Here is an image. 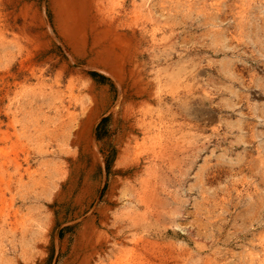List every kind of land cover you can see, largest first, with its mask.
<instances>
[{
  "label": "rangeland",
  "instance_id": "1",
  "mask_svg": "<svg viewBox=\"0 0 264 264\" xmlns=\"http://www.w3.org/2000/svg\"><path fill=\"white\" fill-rule=\"evenodd\" d=\"M35 1L53 27L49 0ZM114 2L104 0L101 11L91 12L102 16L103 25L97 24L100 27L117 26L120 14L121 22L129 21L132 0ZM153 2L141 10L136 30L139 40L130 46L136 56L134 66L133 62L127 65L123 81L119 83L98 63L86 70L97 84L96 99L102 108L94 128L106 165L94 170H90L89 158L79 153L80 148L68 156L60 153L47 135L28 137L34 125H42L40 118L48 109L40 103L30 107L28 102L23 109L16 106L13 96L17 89L10 76L18 65L9 68L11 58L0 59V264H264V0H173V14L157 4L150 8ZM150 9L159 29L156 36L160 41H155V46H150L154 23ZM86 22L94 23L89 17ZM119 31L130 30L119 27ZM54 33L56 38L48 33L50 50L41 58L76 57L72 47ZM90 41L89 34L88 45ZM171 41L176 42V54ZM164 48L171 53L169 57L158 53ZM149 49L158 57L148 56ZM86 54L78 55L79 65L94 57L92 51ZM178 62L188 70L190 83L184 86L181 82L174 91L177 82L172 86L164 70L174 71ZM138 77L144 81V91L136 90ZM29 110H33L28 117L32 120L22 121V113ZM125 113L135 123L145 120L157 126L153 136L139 134L127 146L125 153L138 157L141 168L120 172L115 167L118 149L113 135H118ZM47 158L58 164V176L52 181L47 177L46 187L34 186L22 169H38ZM149 160L154 166L146 169ZM16 161L27 181L19 192L12 175ZM111 175L123 181L109 195ZM133 177L138 193L128 183ZM142 179L145 184L140 186ZM148 191L157 192L160 202L149 203L147 209V195L142 193Z\"/></svg>",
  "mask_w": 264,
  "mask_h": 264
},
{
  "label": "bare ground",
  "instance_id": "2",
  "mask_svg": "<svg viewBox=\"0 0 264 264\" xmlns=\"http://www.w3.org/2000/svg\"><path fill=\"white\" fill-rule=\"evenodd\" d=\"M153 1L154 0H132V2H131L132 9L130 10L131 11V15L128 14L129 15V18H128L129 21L127 23L125 21L121 22V19H122L121 16L122 15L120 14V15L117 16L118 18H121V19H119L117 26H115V27H108V26L100 27L99 25H103V23H104L102 16H100V14H95V13L93 14L91 12L93 10L95 11L96 9L101 11L102 10V4H103L104 0H49L48 1V9L50 11L51 20H52V23H53L52 24L53 27H50V25L48 23V20H47V17L45 15V12L42 11L38 7V3L35 0H0V59H4L6 57L11 58V60L9 61L10 62L9 68H11V67L13 68V65L15 63L18 65L17 66V70L15 72H13L11 74V76H10L13 79V82H12L13 85L17 89V93L14 95L15 97L13 96L14 99L13 98H11V99H13L16 102V106H20L19 107L20 109H23V108H21L22 106L26 107V104L28 102L30 103V105H29L30 107H31L32 104L40 103V104H44L47 107V109H48L47 111L43 112L42 118H40V119H42V125L41 126L40 125H34L35 130H33L32 133H30V136H28L29 138L30 137L37 138V136L41 135V134L47 135L48 136L47 140H50L51 142H54L52 144H54L57 147L58 151L60 153L63 152L64 154H66L68 156L71 153H75L76 150L78 148H80L81 152H79V153H82L85 157L89 158V160H90V170H94L100 164L105 163L102 154L99 152V146H98L99 144H97L96 139H95V128H94L95 127V121L97 119L98 114L102 111V108H101V105H100L99 101L96 99L95 89H96V85L97 84L95 85V83L92 80L94 77L91 79V77L87 76L86 70L87 69H91L92 65H94V64L96 65V63H98L101 66H103V68L106 69L109 72V74L115 80L119 81V83L123 81L124 75H125L124 71L127 69V65H129L131 62H133L135 60V58H136L135 55H132L133 52L130 49V46L132 45V43L137 42L139 40L137 38L136 30H137V28L139 26L140 19L143 16L142 15V11L147 8L145 6H148L150 4V2H153ZM115 2H116V0H115ZM158 2H153L150 5V8L151 7L154 8V6H156V4H157L159 7L162 8V10H165L167 13H169V14L172 13L171 11H172V8H173V6H172L173 0H159ZM183 2H184V0H183ZM185 2L189 3V1H185ZM41 3H42V1H41ZM194 5H196V4H194ZM203 9H204V7H203ZM149 11H150L149 12L150 17L152 18V19L151 18H149V19L154 21L153 25L151 26L152 28H151V35H150V41H151V45L150 46H155L154 45L155 41L159 40V39H157V36H156V31L159 30V29L156 27V21H157L156 14L154 13V11H152V9H150ZM203 16H205V14ZM88 17L90 18V20L94 21L93 24H89V25L87 24L86 19ZM145 18H147V17H145ZM97 24H99V25H97ZM119 27H122V28L126 27L130 31H129V33L128 32L123 33L121 31H119ZM142 28H144V27H142ZM54 30L57 32V34L60 37H62V41L64 43H67L70 46V48L72 47V51H74L76 57H73V56L71 58L69 57L70 60L65 58V57H56L54 55H50V56L45 57L43 59L41 58L42 55L44 53H46V51L49 49L50 44L52 42L51 37H49L48 33L51 32L53 38L54 37L56 38ZM139 33L142 36V39H140V40L143 41L144 40L143 38L145 37V33H144L143 30H141ZM89 34L91 36V41H90L91 44L90 45H88L89 44L88 43ZM162 37H164V36H161L160 39H162ZM164 39H165V37H164ZM164 39H163V41H164ZM56 40L59 41L58 39H56ZM188 41H190V40H188ZM63 42H60V43L64 44ZM60 46H62V45H60ZM170 46H173L172 47L173 51L176 54L178 52V50L176 49V42L171 41V45ZM91 51L94 54V57H91V58L87 59L86 62H85V65H79L77 62H78V59L80 58V56H78V55L86 56L87 55L86 53L89 54ZM141 51H144V50H141ZM158 53H161V55H163L164 57H166V56L169 57V55L171 54V53H168L166 51V48L158 50ZM158 53L156 51H154V50L152 51V50L149 49V51L147 52V55L150 56V57H153V56H157ZM161 59L163 60L164 58L162 57ZM183 60H185V59H183ZM178 63H180V62H178ZM135 64H136V62H135ZM72 65H74V67H72ZM131 66H134V62L131 64ZM160 70H163V69H160ZM131 71H134V70H131ZM164 72L166 73V76L168 77V79L171 81V85L172 86H174L175 83L177 82V84L174 86V91H175V89H178L179 86H181L180 85L181 82L183 83L184 86H188L189 83H190L188 81L189 80L188 79V75L189 74L186 75L188 70L186 69V67L182 63H180L178 65V67L176 69H174V71L168 72V71L164 70ZM3 73H4V71H3ZM47 75H52V77L51 78H47L48 77ZM170 81H168V83ZM143 82L144 81L139 80V77H138V81L135 83V87H136L137 91H144L146 89V88L143 87L144 86ZM165 82H166V80H165ZM169 87H170V85H169ZM189 88L190 87H187L186 90H188ZM172 89L173 88H171V90ZM152 90H153V88H152ZM169 92H171V91H169ZM137 94H139V93H137ZM153 95H155V94H153ZM153 95H151V96H153ZM113 97H115V96H113ZM5 99H6V97H5ZM182 100H184V99L182 98ZM38 101H40V102H38ZM7 102H8V100H7ZM7 102H6V104H7ZM112 104H113V102H112ZM185 104L186 103H184V105ZM130 105L132 106V104H130ZM11 106H14V105H11ZM32 106H34V105H32ZM30 107H29V109H30ZM185 108H187V107H185ZM122 109H123V107H122ZM126 109H128V108H126ZM188 109H190V108H188ZM141 110H142V108H141ZM161 111H162V109H161ZM184 111H185V109H184ZM186 111H187V109H186ZM16 112H18V110H16ZM32 112H33V110L24 111V114L22 113L23 117H22L21 120L22 121L25 120L24 122L31 121L32 119L31 118L29 119L28 117L31 115ZM146 112H147V110H146ZM166 112L167 111H165L164 113H166ZM167 113H169V112H167ZM36 115H33V116L35 117ZM185 115H188V112ZM209 116H211V114ZM130 117H131L130 114H126L125 113L123 115V120L124 121L121 124V127L119 129V133L116 136L113 135L114 136L113 137L114 138V140H113L114 143L113 144L118 149L117 159H114V158L113 159L116 160L115 161V167H116V169H118V171L120 170V172H123V171H125V170H127L129 168H134L136 170L141 168V160L138 157H133V156L132 157H128L127 154L125 153L126 150H127V146L129 144V141L132 140V139H135L139 134L143 135L144 138H148L150 136H153L154 135L153 134L154 133L153 132L154 131V127L157 126L156 123H154V122L145 123L144 119H143L144 120L143 122L140 120L141 122L135 123V122L131 121L132 119ZM171 117H173V115ZM134 118H135V116H134ZM14 119L17 120V118H15V117H14ZM169 119H170V117H169ZM10 120H11V118H10ZM201 120H202V118H201ZM39 123L37 122V124H39ZM190 123H192V122H190ZM23 125L24 124H22V126ZM167 125L168 124H166V126ZM187 126H189V125L187 124ZM29 132H31V131H29ZM178 132L180 133V131H178ZM153 138L154 137H152V139ZM172 138H174V137H172ZM191 138H192V136H191ZM205 141H206V139H205ZM45 146H44V148H45ZM163 149H164V147H163ZM163 149L161 148V150H163ZM185 149H187V148H185ZM161 150H159V151H161ZM147 151H149V150H147ZM192 153H193V151H192ZM49 154H51V153H49ZM109 155H111V154H109ZM153 155H155V153ZM159 155H161V154H159ZM81 157H83V156H81ZM181 158H179V159H181ZM42 161H44V160H41V163H40L41 166L38 169L30 170V168L27 167L24 170L22 169V171H25L24 173H26L28 181H30L34 186L46 187L49 184V182H47V184H45L46 178L48 177V180H50V181H52L54 177L56 178V176H58V173H59V166H58L57 163L53 162L51 159H48V160H46L44 162H42ZM152 161L153 160H149L148 161V165L145 163L146 166H144V168L147 169V168H150V167L154 166L153 165L154 163L153 164L151 163ZM170 163H174V162H170ZM105 165H106V163H105ZM159 166H161V165H158V167ZM150 172H151V170H150ZM12 175L14 176L13 179H14V187L16 189V192H19V191L22 190V187L27 184V181L26 182L24 181V179L22 177V174H21V165L17 161L15 162V173H13ZM95 175H96V173H95ZM134 175H136V173H134ZM174 175H175V173H174ZM129 177H131V176H129ZM143 179L139 183L140 186H141V184L143 182ZM144 180H146V178ZM122 181H123V178L111 175L110 178H109V188H108L107 194L110 195L115 190V188H117L118 184L121 183ZM136 181H137V179L135 177H133V181L132 180L128 181V183H130V186H131L132 190L135 191V192L137 191V193H138V187H137L138 183ZM161 181L164 182L165 180H161ZM5 182H7V181H5ZM153 182H155V181H153ZM147 186H148V184H147ZM161 186H163V185H161ZM141 189H143V187ZM146 189H148V188H146ZM89 190H92V189H89ZM143 192H145V191H143ZM149 192L150 191H148V194L147 193H142V194L147 195L146 199L144 200L145 205L147 206V209L149 207V203H152L153 201H156L157 203L160 202L159 194L157 192H155V191L154 192H150V193ZM52 196H53V194H52ZM78 198H79V196H78ZM107 198H108V196H107ZM2 199H3V197H2ZM112 199H114V198H112ZM138 199L139 198H137V200ZM102 200H104V199H102ZM141 200H143V199H141ZM150 200H151V202H150ZM139 201H140V199H139ZM159 204L162 205V203H159ZM2 208H4V207H2ZM110 209H112V208H110ZM107 210H109V208ZM31 211H33V210H31ZM140 211H142V210H140ZM4 212H3V214H5ZM13 213H15V212H13ZM13 213H11V214H13ZM134 213H136V212H134ZM113 214H114V212H113ZM125 214H127V213L125 212ZM103 215H104V213H103ZM13 216H14V214H13ZM2 220L3 219H1V222H2ZM5 222L6 221H4V224H6ZM175 224H176V222H175ZM41 225H42V223H41ZM176 226H177V229L179 228L181 231H184V228H182V227H180L178 225H176ZM111 227L113 228V225ZM1 229H3V228H1ZM115 229H117V228H115ZM103 233H104V231H103ZM37 240H39V239H37ZM40 241H41V239H40ZM201 243H203V242H201ZM35 245H37V244H35ZM34 247H36V246H34ZM31 256H32V254H31ZM151 257H153V256H151ZM160 259H161V257H160Z\"/></svg>",
  "mask_w": 264,
  "mask_h": 264
}]
</instances>
